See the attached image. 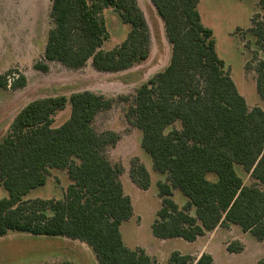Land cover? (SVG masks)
<instances>
[{"label": "trees", "instance_id": "trees-1", "mask_svg": "<svg viewBox=\"0 0 264 264\" xmlns=\"http://www.w3.org/2000/svg\"><path fill=\"white\" fill-rule=\"evenodd\" d=\"M150 2L163 21L171 55L164 69L136 89L126 116L141 131V148L152 169L165 174L157 183L160 207L151 232L160 239L192 242L219 225L234 224L262 240L264 109L249 107L238 91L215 50L212 29L201 21L199 0ZM257 4L259 11L243 33L254 38L256 48L244 67L253 69L256 92L264 101V0ZM107 7L130 31L105 50L109 33L102 10ZM50 18L46 61L77 69L90 60L98 71L117 72L148 56V26L136 0H52ZM34 67L47 70L45 63ZM9 73L0 76V86L6 87ZM17 75L12 88L24 86V75ZM68 103V118L53 126L54 115ZM110 103L102 94L83 90L36 98L17 112L0 139V184L7 192L0 198V236L19 231L68 237L90 246L97 264H155L142 247L129 248L122 240L120 226L132 216V203L120 180L122 166L105 154L118 134L92 126L95 115ZM237 165L250 183H244ZM51 169L66 170L70 182L64 195L24 199L46 182ZM208 173L216 179L209 180ZM129 176L141 189L150 185L149 172L136 157ZM174 189L186 197L182 207L171 198ZM227 250L239 252L242 245L233 241ZM211 262L208 253L192 258L174 250L166 264ZM255 264H264V256Z\"/></svg>", "mask_w": 264, "mask_h": 264}, {"label": "rangeland", "instance_id": "rangeland-1", "mask_svg": "<svg viewBox=\"0 0 264 264\" xmlns=\"http://www.w3.org/2000/svg\"><path fill=\"white\" fill-rule=\"evenodd\" d=\"M51 3L52 0H0V76L10 71L5 77L6 87L0 86V139L17 112L33 99L69 96L83 90L102 94L111 103L95 115L92 126L97 132L113 130L118 134L116 143L109 146L105 154L111 163L122 166L120 180L124 192L131 198L132 216L120 226L124 244L132 249L142 247L155 264H166L174 250L192 258L208 253L212 256L211 264H255L264 256V239L257 240L238 225H219L192 242L180 237L160 239L151 232V224L160 207L157 183L165 180V174L152 169L150 156L141 148V131L126 116L136 89L164 69L171 55L163 21L150 0H136L148 26V56L117 72L98 71L90 60L84 67L74 69L43 58L47 32L52 26ZM198 11L202 23L212 29L215 50L247 105H259L264 109V101L255 89L254 71L244 67L256 48L254 38L249 33H245L244 38L243 33L250 26L252 15L259 11L257 0H199ZM102 17L109 33L102 48L108 50L126 38L130 26L120 21L113 7L104 8ZM252 62L254 66L255 62ZM35 63H45L47 70L35 68ZM17 73L24 75L25 83L12 88L10 84ZM69 113L68 103L54 115L53 126L64 122ZM173 126L179 127V124ZM134 157L149 172L150 185L145 190L129 176L130 162ZM236 170L244 183L252 181L240 166L237 165ZM207 178L215 180L216 176L208 173ZM69 182L65 169H51L46 182L31 189L24 199L61 198ZM6 195L0 184V198ZM171 198L179 207L186 202V197L177 189L173 190ZM190 214L194 215L193 209ZM233 241L242 245L241 251L227 250V245ZM66 260L74 264H97L90 246L76 239L19 231L0 236V264H60Z\"/></svg>", "mask_w": 264, "mask_h": 264}]
</instances>
